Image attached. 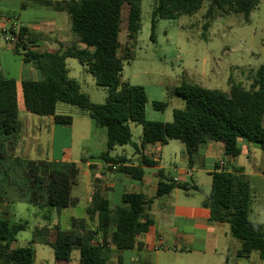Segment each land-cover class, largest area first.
<instances>
[{
	"label": "trees",
	"instance_id": "1",
	"mask_svg": "<svg viewBox=\"0 0 264 264\" xmlns=\"http://www.w3.org/2000/svg\"><path fill=\"white\" fill-rule=\"evenodd\" d=\"M205 1L210 3L207 11L209 18L218 13H240L246 20L260 2L158 0L152 15V40L156 39L159 20L195 14ZM34 3L67 12L77 42L63 51L28 49V43H35L39 35L21 27L19 38L25 50L23 62L32 64L42 74L39 80L22 81L23 100L28 112L54 116L57 123L70 124L71 116L57 114L58 104L85 110L99 126L107 129L108 151L101 158L109 163L121 161V158L110 156V151L116 146L133 144L131 122L143 128L142 147L179 140L185 144L191 162L198 146L208 141L224 143L225 155L231 159L242 152L239 138L264 151V65L257 69L249 88L233 81L228 92L184 83L176 89V94L185 101V107L174 110L171 122L151 121L146 118L148 95L145 88L123 82L121 78L124 61L131 60L133 55L130 51L124 57L119 55L121 33L127 31L129 40L135 44L142 29V0H34ZM68 58L78 59L94 76L97 85L108 88L106 103L92 102L80 83L69 76ZM154 106L165 109L167 104L154 102ZM19 127L17 80L0 77V135L4 138L0 140V149ZM156 165L157 161L142 154L139 166L121 167L119 170L140 181L145 174L144 168ZM26 174L34 188L46 191V204L58 212L75 204L71 190L80 176L76 163L28 161ZM158 177L155 198L125 193L123 204L114 208H110L108 200L95 192L88 216L90 219L98 216L96 231L84 229L73 232L55 226L38 230L37 235L47 237L45 242L53 248L55 260L59 263L70 262L73 249L78 248L80 264H107L109 246L130 250L138 245L137 237L153 224L145 211L156 198L171 193L175 188L185 191L198 188L188 182L167 180L162 171H159ZM40 197L34 192L35 199ZM251 202L249 177L241 167H235L234 171L225 169L212 173V188L202 206L210 210L212 221L231 225L233 236L242 242L238 251L240 257L258 252L264 260V224L250 220ZM26 228V223H11L9 218L0 215V264H35L32 245L13 247L18 234Z\"/></svg>",
	"mask_w": 264,
	"mask_h": 264
},
{
	"label": "rangeland",
	"instance_id": "2",
	"mask_svg": "<svg viewBox=\"0 0 264 264\" xmlns=\"http://www.w3.org/2000/svg\"><path fill=\"white\" fill-rule=\"evenodd\" d=\"M158 0H142L141 23L142 29L139 32L135 44L129 40L128 32L121 33V49L119 55L124 57L127 51L133 55L131 60L124 61L122 81L132 85L143 86L148 95L146 105V118L151 121L171 122L175 109L185 107V101L177 96L176 89L186 84L199 85L209 89H221L229 91L231 83L237 82L245 88H249L254 82L257 69L264 65V0H260L257 7L251 13L249 20L243 14L218 13L209 18L207 11L210 3L205 1L202 8L195 14L181 15L177 19H161L156 27V39L152 40V15ZM25 5L26 7H22ZM0 10L6 16L11 17V21L6 23L5 30L10 32L14 27L18 31L20 24L28 26L32 22L36 28L43 22L54 21L61 28L57 41L53 47L67 49L77 42L71 31V20L67 12H57L51 8L34 3V0H0ZM20 18V19H18ZM32 24V25H33ZM33 25V26H34ZM4 28H0V77L14 78L18 80H39L42 74L32 64L23 62L25 50L22 46L6 43L4 41ZM4 33V34H3ZM73 35L72 40L67 42L60 39ZM39 37V36H38ZM31 44L28 43V49ZM69 76L77 80L83 92L89 95L92 102L104 104L107 101L109 90L106 87L96 84L94 76L87 71L76 58L67 59ZM154 102L167 104L165 109H157ZM57 113L72 117L74 122V155L80 153L84 148L90 146L95 140V136H100L101 132L96 130L91 133L92 127H96V122L88 116L85 110L60 103ZM21 113V119H26ZM31 120L39 122L42 116L29 114ZM64 126H58L55 136L54 150L57 157H60L62 150L71 145L70 130L65 132ZM72 129V128H68ZM104 129L105 128H99ZM142 126L133 125V142H140ZM89 136V137H88ZM4 139L0 135V140ZM249 142L240 139V147L246 151ZM165 147L164 157L161 164L166 167V172L174 174L171 167L174 164L182 166L181 151L184 147L180 142H172ZM264 153V151H262ZM171 154V155H170ZM178 155V159L174 155ZM171 156V157H170ZM259 161V157L255 155ZM21 161L16 162L17 169H21ZM22 171V169H21ZM5 175V141L4 148L0 149V177ZM19 175H13L12 178ZM81 177V176H80ZM18 178L17 190H21L26 201L13 202L8 198L10 204L16 205L15 216L10 217L11 223H26L27 228L21 231L17 237V245L28 246L34 238V231L40 226H44L47 221L43 216L50 217V221L59 222L65 230L70 224L73 213L82 216L81 208L63 209L59 214L53 207L46 204V191L44 189L32 188L28 186L27 178ZM207 179V174L204 173ZM186 180V179H184ZM191 180V179H189ZM209 180V179H208ZM0 189V196L6 198L5 180ZM15 183V181H14ZM255 191L258 198L253 202V209L256 211L264 204V184L253 179ZM13 184V180H12ZM34 192L41 198L35 199ZM210 187H205V193L209 194ZM4 207L0 204V214L4 215ZM5 216V215H4ZM254 220L255 214L251 216ZM49 225V224H48ZM32 246L37 250L39 264H56L53 249L49 246ZM74 257L78 260L77 252ZM74 263V262H73Z\"/></svg>",
	"mask_w": 264,
	"mask_h": 264
},
{
	"label": "crops",
	"instance_id": "3",
	"mask_svg": "<svg viewBox=\"0 0 264 264\" xmlns=\"http://www.w3.org/2000/svg\"><path fill=\"white\" fill-rule=\"evenodd\" d=\"M10 21L11 17L6 16L5 12L0 10V28L5 30L6 23ZM32 24V22H28V26L23 23L19 25L20 28L27 27L32 33L39 35L35 43H30L31 47L48 51L65 50L61 47H53L51 44L57 41V36L60 35L61 31L56 22H43L37 28ZM72 38L73 35H69L67 38L60 39V41L67 42L72 40ZM23 80L17 81L20 127L5 142V175L0 177V189L3 186L2 181L5 180V200L0 196V204L4 207L5 217L10 219V217L15 216L17 208L14 203L10 204L8 198L12 199L13 202L27 200L24 193L19 190V186L17 190L19 179L15 177H26L27 182H29L27 183L29 188L30 186L34 188L26 174L28 161H55L77 164L81 177L79 176L78 182L71 190V196L75 200V204L64 208H81L83 210L82 216H77L73 213L70 218V224L66 226L65 231L73 232L83 231L84 229L97 230L98 216L96 215L93 219L88 216V208L95 192L100 193L108 200L110 208L122 205V198L125 193L144 194L148 198H155L158 191V173L162 171L167 180L174 179L188 182L198 188L189 191L175 188L171 193L156 198L153 203L146 207L145 211V215L153 221V224L147 232L137 237L138 245L130 250H120L115 246H109L107 264H264V260L258 252H253L248 257H240L238 255L242 242L233 236L229 223L211 220L210 210L202 206L204 198L209 194L201 195V193H205V187L209 186L211 191L212 173L225 169L234 171L235 167H241L243 173L249 177L252 188L249 218L253 222L264 224V204L256 211L253 209V202L258 198L253 179H258L264 184V153L259 146L248 143L246 151L240 147L241 154L231 159L225 155L224 143L208 141L198 146L191 162L185 144L179 140H170L167 144L157 143L142 147V130L140 142L116 146L111 150L110 156L121 158V161L120 163H109L101 158V155L108 151L107 129L96 123V127L91 125V133L96 130L101 132L100 136H95V140L90 146L74 155L73 144L75 139L74 132L71 131L73 130L74 122L70 124L57 123L54 116H42L38 119L39 122L31 120L29 114L33 113L26 110L23 100L21 87ZM21 113L28 114L25 115L26 119L24 121L21 119ZM134 124L137 123H130L132 135ZM58 126L66 127L62 129L65 132L70 130L71 142L70 146L62 150L60 157L56 156L54 150L55 139L53 137L48 139L49 135L55 136ZM99 128H105V131ZM240 139L238 140L239 146ZM175 141L180 142L184 146L181 151V159L184 164L182 166L174 164L171 167L174 172L172 175L167 173L166 167L161 164L165 147L160 146L168 147ZM142 154L153 158L157 161V165L145 167V174L140 181L119 170L121 167L139 166ZM255 155L259 157V161L255 158ZM174 158L178 159V155L175 154ZM18 160L21 161L22 171L20 167L17 169L16 162ZM204 173L207 174V179L204 178ZM13 175L19 176L12 178ZM56 212L59 214L61 211L58 212L56 210ZM253 214L256 217L254 220L251 218ZM43 218L47 222L44 226L36 228L30 245H45L52 248L45 242L47 237L37 235V231L44 228L51 229L55 226H59L62 230L64 229L59 222L50 221L49 216L44 215ZM97 238L101 241L100 235ZM13 247H20L17 245V240L13 243ZM75 252H77L78 256L77 261L74 257ZM37 255L38 252L35 250V264H39ZM80 258L81 255L78 248L73 249L71 261L68 263L57 262L54 255L56 264H80Z\"/></svg>",
	"mask_w": 264,
	"mask_h": 264
},
{
	"label": "built area",
	"instance_id": "4",
	"mask_svg": "<svg viewBox=\"0 0 264 264\" xmlns=\"http://www.w3.org/2000/svg\"><path fill=\"white\" fill-rule=\"evenodd\" d=\"M18 28L17 27H14L12 30H10V32H7V30H4L5 32V36H4V41L6 43H10V44H21V40L19 38V32L20 30L18 31L17 30Z\"/></svg>",
	"mask_w": 264,
	"mask_h": 264
}]
</instances>
